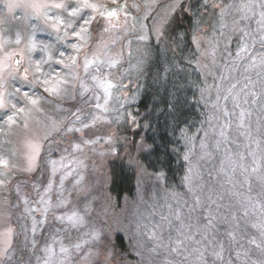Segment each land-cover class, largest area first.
<instances>
[{"label":"rangeland","instance_id":"obj_1","mask_svg":"<svg viewBox=\"0 0 264 264\" xmlns=\"http://www.w3.org/2000/svg\"><path fill=\"white\" fill-rule=\"evenodd\" d=\"M172 2L173 0H127L129 5L127 18L124 12H118L123 31L93 34L94 40L90 42L92 50H97L96 46L101 43L107 45V48H100L102 59L105 56L121 54L119 64L111 69L110 78L114 83L118 82L123 86L113 90L112 98L108 103L109 112L105 115L111 123L102 122L97 125L96 136L102 137L99 142L85 148L83 152L74 154L75 160L82 163L71 162V158L65 159L64 163L69 167L58 170L54 177L53 202L59 196L60 177L66 171H71L72 175L64 180V196L70 199L75 207L80 209L87 207L89 212V227L81 229V232L95 228L103 234L100 241L87 249L91 253L87 260L81 259L82 254L73 253L71 264H168L169 261L173 264H197L196 254L192 250L200 248L201 245L186 241L185 246L188 249L184 253L186 260L170 251V248L174 247V241L177 239L176 229L179 227L174 219V213L179 210L185 218V223H188L187 206L193 203L194 193L200 195L202 205H207L209 203L207 197L212 192L223 194V208L220 216L226 217L221 220L220 216H217L214 220L216 241L223 242L227 247L229 245L227 233L238 231L239 243L232 244L230 248L233 264H241L240 261L235 260L236 251L249 249L253 260L260 256L255 246L250 245L248 241L256 238L257 242H260L258 232L251 227V224L262 215L261 203H264V193L254 178L251 182L252 191H248V184L244 182L240 171L237 170L235 174H231L227 163L224 165L225 171H221V161L225 160V147L232 153H243L247 164L251 163V158L248 156L251 150H256L258 155L264 150V98L258 100L254 106L241 105L251 112V116L246 118L247 129L237 127L239 109L234 107L231 97L227 101L224 100L232 85L239 81L237 89H233V92L238 91L248 82L246 78L256 83L255 91L259 94L260 80L264 78V68L259 66L251 68L246 61L235 58L238 45L241 43L239 39L241 33L233 29L243 28L250 34L247 42L253 44L256 50L264 51L259 42L261 37H264V30H261V24L257 23L260 18L258 15H250L248 19L241 21L240 13L233 8L221 22L211 9L208 10L207 15H204L199 3L192 9V13L195 14H172L169 12ZM224 2L239 5L246 0H224ZM120 3H124V0H120ZM193 3H196V0H193ZM131 5H140V7H131ZM254 11L259 12L260 9L257 8ZM30 16L31 9H16L13 13H8L0 5V32L12 41L15 40L17 31L21 32L24 38L20 46L9 43L6 49L0 50V58L3 57L5 50L18 52L24 47L33 29L42 27V24H39L34 17L29 18ZM166 20H173V23L166 29H162L163 38L158 40L154 27H159ZM221 23L226 27H221ZM141 35H147L148 39L139 40L138 37ZM193 35L202 41L199 49L192 42ZM36 36L38 41L54 42V36H50L47 32L37 30ZM213 45H216L214 57ZM249 51L252 49L250 48ZM34 58H37L36 54ZM105 71L107 72L108 69ZM175 72L183 74L184 83L182 82L183 85L175 83L173 87L181 91L185 90L184 93L190 91V95L180 99V103L187 105L189 100L191 102L195 100L201 114V121L196 128H182L179 131L178 147L183 161V173L180 184L166 185L164 175L163 178H159L161 173L148 171L143 162V154L149 149L145 133L153 125L149 118L152 110L156 112L162 126H167L169 123V112L161 113L167 91V85L163 82L167 79L172 80ZM84 80L91 86L87 78ZM17 86L12 80L8 81V91H12L13 87ZM173 87L170 82L168 91L171 92V102L175 99L171 90ZM96 92L100 94L102 90L97 89ZM143 94L149 96L145 104L148 111L138 107ZM249 99L251 100V97ZM12 102L17 101L13 99ZM100 102L103 103V100ZM72 106L73 102L65 101L60 108L68 109ZM224 108L230 114L228 117L224 116L222 111ZM42 109V114L30 120L27 128L21 125L13 127L0 125L2 129L0 130V155L9 158L17 167H22L24 164L27 143L33 137H43L48 131L46 126L52 120L67 116V112L57 111L55 102L42 104ZM129 114L135 116V122L129 118ZM175 114L174 112V116ZM226 122L232 125L227 130L228 144H222L217 150L215 143L219 129ZM241 132L246 134L241 135ZM247 133L251 134L250 138ZM109 138H111L110 143ZM57 139L60 138L57 137ZM256 140L261 142L260 149H256V144L253 143ZM63 143L65 147L68 146L67 141ZM202 143L206 144L207 148H202ZM246 145L251 147H245ZM71 151L69 148V152ZM206 152L210 155H205ZM61 154H64L62 149ZM185 155H188V160L184 159ZM51 159L59 160L60 156L54 152ZM115 164H126L133 170L136 179L134 195L124 196L120 201L111 191L112 170ZM189 168L193 170L191 185L193 192L189 191V186L184 182V177L189 175ZM14 175L26 176L27 180L33 178L31 173ZM48 175V171L43 168L35 174L36 182H42L39 187L40 194H43ZM229 178L235 184L234 189L227 183ZM76 180L81 182L74 187ZM14 184L15 181H13ZM23 191L33 201L38 199L32 187H26ZM232 191L238 195L233 196ZM248 197H251V201ZM241 201L243 204L240 203ZM18 204L13 187L7 190L0 189V234L9 228L14 230V244L17 247L18 259L13 264H42L44 257L42 249L45 246V239L50 235L57 236V243L54 245L57 252L61 241L64 246L71 247V243L80 238H86L75 231L65 234L48 229L43 233L40 231L36 233V249L29 246L27 250L20 251V242L24 239L20 234L22 225L30 228L31 221L23 216V208L18 207ZM233 205H239L240 209L236 213L240 218L238 229L230 214L235 212V208L230 207ZM245 205L248 206L247 217L242 216ZM32 206L43 207L38 204ZM208 211L209 209L204 207L193 213L192 225L203 226L205 223L203 217L207 216ZM35 215L37 219L40 218V213ZM162 217H167V220H163ZM168 221H171V226ZM49 223H53L51 218ZM137 225H140L139 229ZM56 226L59 227L58 224ZM153 230L162 237L164 243L171 241L170 247H161L156 252H152L151 249L156 246V242L150 240L148 234ZM201 235H197L196 239H201ZM105 236L107 238H104ZM208 239L211 240L212 237L209 236ZM189 253L192 254L189 255ZM225 255L227 259L229 253ZM37 257H41V260L38 261Z\"/></svg>","mask_w":264,"mask_h":264},{"label":"snow or ice","instance_id":"obj_2","mask_svg":"<svg viewBox=\"0 0 264 264\" xmlns=\"http://www.w3.org/2000/svg\"><path fill=\"white\" fill-rule=\"evenodd\" d=\"M201 4V9L204 15L208 14L211 9L217 14V19L223 21L225 15L233 8L240 13V20H246L249 16H259L257 23L261 24V30H264V0H246L239 5L234 3H225L224 0H173L169 7V12L172 14L183 13L185 15L195 14L192 9L196 4ZM0 5L7 10L8 13H13L16 9H31V16L42 24L39 29L34 28L32 34L27 38L24 47L17 51H4V55L0 58V125L13 127L21 125L28 127L29 121L34 119L36 115L42 114V104L55 102L57 111L67 112V116H62L59 120H52L47 125L48 131L43 137H33L27 145L25 160L22 167H17L12 161L0 155V189L7 190L13 187L19 201L18 207L23 208V216L31 221L30 228L27 225H22L21 233L24 237L20 242V251L27 250L29 246L32 249L37 247L36 233L51 229L55 233L68 234L70 231H75L81 237L76 242L71 243V247L64 246L60 242L59 251L57 252L54 245L57 243V236L50 235L45 239V246L42 249L44 257L42 264H71L72 254H82L81 259L87 260L91 255L87 251L95 243L101 240L102 233L98 229L81 232V229L89 227V212L87 207L80 209L72 204V201L64 196V180L72 175L71 171H66L60 177L59 181V196L55 202L52 200L55 180L54 177L60 169H67L68 164L64 161L71 158V162L82 163L75 160V153L83 152V150L91 145H95L102 137L96 136V128L100 123H111L105 115L109 112L108 103L112 98L113 90L122 87L123 85L114 83L111 77V69L119 64V57L105 56L101 58L100 48H107V45L96 46L97 50H92L90 42L94 40V33H112L115 31H123L120 25L118 12H124L127 18V10L129 5L127 0L121 4L120 0H0ZM150 7V5H148ZM131 7L139 8L140 5H131ZM260 9L259 12L254 9ZM174 20V16H173ZM173 20H166L159 27H154L157 33V39L163 38L166 29L173 23ZM239 22H237L238 24ZM221 27H226L221 23ZM37 30L47 32L50 36H54L53 43H44L38 41ZM233 31L241 33V43L238 45V50L235 53L237 60H244L251 68L257 66L264 68V51H258L253 44H249V33L243 28H234ZM222 35V33H221ZM22 33L17 31L15 40L6 38L3 32H0V50L6 49L9 43H14L20 46L23 40ZM141 41L148 39L147 35L138 37ZM192 42L199 49L201 39L195 35L192 36ZM261 49H264V37L260 39ZM252 51H249V49ZM216 45H213L212 55L215 56ZM36 54L37 58H34ZM229 55H232L229 53ZM105 69H108L106 72ZM84 78L91 82V86L85 83ZM247 83L238 91L239 81L232 85L228 90V95L224 97L227 101L229 97L233 100L234 107L239 109V122L237 127L247 129L246 118L251 116V112L241 105H256L257 101L264 98V78L260 80L259 94L255 91L256 83L250 78H246ZM12 80L17 87H13L12 91H8V81ZM102 92L97 94L96 90ZM251 97V100L249 99ZM15 99L17 102L13 103ZM103 100V103L100 101ZM65 101L73 102L72 108L63 109L60 105ZM224 116L230 114L227 109H222ZM129 118L135 122V116L129 114ZM119 119V118H117ZM232 127L230 122H226L219 129V135L215 143V148L219 150L221 145L228 144L227 130ZM2 130V129H0ZM245 135L246 132H241ZM250 138V133H247ZM57 137L60 139L58 140ZM91 137H96L95 139ZM64 141H67V147L64 146ZM111 138H109V143ZM256 144V149H260L261 142L253 141ZM47 144V147H45ZM202 148H207V145L202 143ZM245 147H251L246 145ZM71 148V152H69ZM61 149L64 154H61ZM225 160L221 161V171H225L224 165L227 163L231 174H235L237 170L244 178V182L248 184V191H252V178L264 193V150L257 154L256 150H251L248 156L251 158V163H246V157L243 153H232L229 148L225 147ZM60 156L59 160L51 159L53 153ZM205 155H210L205 153ZM185 160H188V155H185ZM59 166V167H58ZM43 168L48 171L47 182L43 187V194H40V183L36 182L35 174ZM192 169L189 168V175L184 177V182L189 186V191L193 192L192 185ZM33 174L32 180H27L26 176L21 177L14 175ZM159 178H163V173ZM13 181L15 184L13 185ZM80 180L75 181V185L80 184ZM227 183L235 184L229 178ZM26 187H32L36 191L38 199L33 201L27 193L23 191ZM233 196L238 195L232 191ZM215 196V199H213ZM223 194L212 192L207 197L209 203L202 205L201 197L198 194L193 195V203L187 206V219L182 213L177 210L174 213V219L179 227L177 231V239L174 241V247L170 248L172 253L177 257L187 259L184 253L188 251L185 242H193L201 245L200 248H195L197 264H233V258L230 255L232 244H238V231L227 233L229 245L226 247L223 242H217L214 235V220L220 216L223 208ZM251 201V197H248ZM243 204V201L240 202ZM33 204L42 205L43 207H33ZM204 207L209 209L207 216L203 217L205 223L203 226L194 227L191 223L192 214ZM235 208V212L230 213L234 223L239 226L240 218L236 215L239 212V205L230 206ZM262 215L255 223L251 224L253 229L259 234V243L256 238H252L248 243L255 246V249L260 253L259 258L253 260L249 249L235 252V260L241 264H264V203H261ZM60 214H57V213ZM215 212V215H214ZM35 213H40V218L37 219ZM249 215L248 206L243 208V217ZM49 218L53 223H49ZM167 220V217H162ZM221 220L226 219L220 216ZM171 226V221H168ZM59 225L57 227L56 225ZM140 225H137L139 229ZM12 229H7L0 234V264H13L17 258V247L14 244V236ZM205 233L206 235H201ZM29 235L31 239L29 240ZM197 235H201V239H196ZM212 239L209 240L208 237ZM104 238H107L106 236ZM148 238L156 242V246L151 249L156 252L158 248L170 247L169 243H164L162 237L157 235L153 230L148 234ZM50 241V242H49ZM243 248L242 245H240ZM211 248V251H209ZM226 253H229L226 259ZM192 253H189L191 255ZM41 260V257H37ZM168 264H173L169 261Z\"/></svg>","mask_w":264,"mask_h":264},{"label":"trees","instance_id":"obj_3","mask_svg":"<svg viewBox=\"0 0 264 264\" xmlns=\"http://www.w3.org/2000/svg\"><path fill=\"white\" fill-rule=\"evenodd\" d=\"M123 1V0H122ZM190 23V18H188ZM183 74L175 72L172 80L167 79L164 84L167 85L166 96H164L161 113L169 112V123L167 126H162L158 121V116L154 110L150 114V120L153 125L150 130L146 131L145 139L149 144V149L143 154V162L146 164L149 172L163 173L166 185L180 184L183 173V161L179 151V131L182 128H196L201 121V114L197 107L196 101L188 104H181L180 99L190 95V91L184 93L178 88L173 87L175 83H184ZM172 83V92L175 99L170 100L171 92L168 91L169 83ZM162 83V84H163ZM183 85V84H182ZM149 96L143 94L139 101L138 107L144 111L145 104ZM182 107L184 111L182 112ZM174 112L176 113L174 116ZM150 134V136H148ZM135 173L126 164L113 165L111 191L120 201L124 196H132L135 193ZM119 241V240H118ZM120 242V241H119Z\"/></svg>","mask_w":264,"mask_h":264},{"label":"water","instance_id":"obj_4","mask_svg":"<svg viewBox=\"0 0 264 264\" xmlns=\"http://www.w3.org/2000/svg\"><path fill=\"white\" fill-rule=\"evenodd\" d=\"M121 4H123V3H121Z\"/></svg>","mask_w":264,"mask_h":264}]
</instances>
